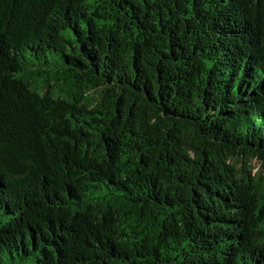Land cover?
<instances>
[{
  "label": "trees",
  "instance_id": "16d2710c",
  "mask_svg": "<svg viewBox=\"0 0 264 264\" xmlns=\"http://www.w3.org/2000/svg\"><path fill=\"white\" fill-rule=\"evenodd\" d=\"M0 264H264V0H0Z\"/></svg>",
  "mask_w": 264,
  "mask_h": 264
},
{
  "label": "rangeland",
  "instance_id": "374dc122",
  "mask_svg": "<svg viewBox=\"0 0 264 264\" xmlns=\"http://www.w3.org/2000/svg\"><path fill=\"white\" fill-rule=\"evenodd\" d=\"M253 167H254V170L256 172L258 170V168H259L257 162H255V161L253 162Z\"/></svg>",
  "mask_w": 264,
  "mask_h": 264
}]
</instances>
